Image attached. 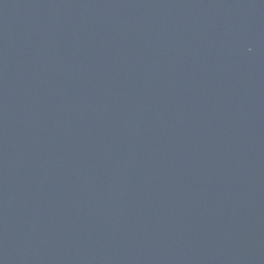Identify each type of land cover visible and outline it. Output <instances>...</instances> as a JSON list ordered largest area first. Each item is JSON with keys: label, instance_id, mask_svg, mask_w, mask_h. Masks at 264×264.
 <instances>
[{"label": "water", "instance_id": "obj_1", "mask_svg": "<svg viewBox=\"0 0 264 264\" xmlns=\"http://www.w3.org/2000/svg\"><path fill=\"white\" fill-rule=\"evenodd\" d=\"M0 264H264V0H0Z\"/></svg>", "mask_w": 264, "mask_h": 264}]
</instances>
